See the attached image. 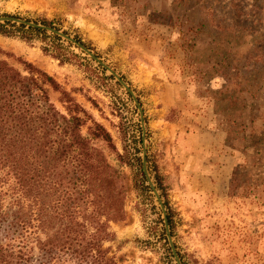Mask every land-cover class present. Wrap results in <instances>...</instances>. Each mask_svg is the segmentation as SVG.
<instances>
[{
  "label": "rangeland",
  "instance_id": "obj_1",
  "mask_svg": "<svg viewBox=\"0 0 264 264\" xmlns=\"http://www.w3.org/2000/svg\"><path fill=\"white\" fill-rule=\"evenodd\" d=\"M0 16L45 20L78 38L131 89L143 116L146 168L160 184L181 264H264V0H0ZM6 30L0 60L44 71L111 138L114 151L103 153L122 177L124 219L108 224V257L173 264L160 211L134 174L141 129L128 94L65 40L59 43L89 71L57 57L48 37ZM58 98L49 92L63 112Z\"/></svg>",
  "mask_w": 264,
  "mask_h": 264
},
{
  "label": "trees",
  "instance_id": "obj_2",
  "mask_svg": "<svg viewBox=\"0 0 264 264\" xmlns=\"http://www.w3.org/2000/svg\"><path fill=\"white\" fill-rule=\"evenodd\" d=\"M40 24L52 27L45 20ZM7 27L25 39L44 42L48 37L57 57L89 71L60 38L8 22L0 24L1 35ZM73 40L89 49L78 38ZM20 64L22 71L0 60V264H115L103 248L113 237L108 224L124 219L122 177L103 153L104 148L114 151L111 138L52 77L30 63ZM232 76H226L224 92H231ZM50 91L59 94L63 112L51 103ZM136 143L140 145V138ZM138 153L134 148V174L140 189L149 192ZM130 156L126 152L118 157L129 163ZM234 181L235 170L229 189ZM154 182L160 190L156 177ZM166 220L170 229L167 214Z\"/></svg>",
  "mask_w": 264,
  "mask_h": 264
},
{
  "label": "water",
  "instance_id": "obj_3",
  "mask_svg": "<svg viewBox=\"0 0 264 264\" xmlns=\"http://www.w3.org/2000/svg\"><path fill=\"white\" fill-rule=\"evenodd\" d=\"M5 22L11 23V24L13 23L16 26L22 25L25 28L29 27V28H33V29H39V30L44 31L46 34H52V35L60 38L61 40H65L67 43L71 44L74 48L78 49L82 55H85L91 61H93L95 64H97L100 68H102L128 94V96L132 100V102H133V104L137 110L138 117H139V125H140V129H141V152L139 153V159H140L141 173H142L143 178H144V184L148 188L150 194L152 195L154 202L156 203V205L160 211L162 227H163V231H164L166 245H167L168 251L170 253V258L172 259L173 264H181L179 257H178V254H177L175 247L173 245L170 233H169L167 220H166V212H165L162 200H161L159 193L156 190L155 185L153 184L152 179L149 176L147 168H146L145 148H144V143H143L144 142V139H143L144 138L143 116H142L141 107H140L136 97L134 96L133 92L131 91V89L128 87V85L124 81L121 80V78L113 70H111L103 62H101L92 52H90L84 46L75 42L71 37L63 34L62 32L55 30L54 28H51V27L35 24L32 22H27V21L17 19V18L11 17V16H0V24H3Z\"/></svg>",
  "mask_w": 264,
  "mask_h": 264
}]
</instances>
